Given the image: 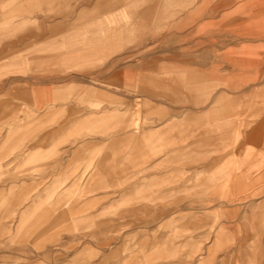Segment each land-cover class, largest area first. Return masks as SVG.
Masks as SVG:
<instances>
[{"label": "rangeland", "instance_id": "rangeland-1", "mask_svg": "<svg viewBox=\"0 0 264 264\" xmlns=\"http://www.w3.org/2000/svg\"><path fill=\"white\" fill-rule=\"evenodd\" d=\"M0 145V264H264V0H0Z\"/></svg>", "mask_w": 264, "mask_h": 264}, {"label": "crops", "instance_id": "crops-1", "mask_svg": "<svg viewBox=\"0 0 264 264\" xmlns=\"http://www.w3.org/2000/svg\"><path fill=\"white\" fill-rule=\"evenodd\" d=\"M96 7V6H95ZM93 8H94V6H93ZM134 130H138V131H140V127L137 125V124H135L134 126ZM255 132H257V129H255L254 130ZM137 133H139V132H137ZM142 139L143 140H146V139H148V135L146 134V133H144L143 135H142ZM0 147H2L1 145H0ZM2 149V148H1ZM86 190V189H85ZM98 198H95L94 200H97Z\"/></svg>", "mask_w": 264, "mask_h": 264}]
</instances>
